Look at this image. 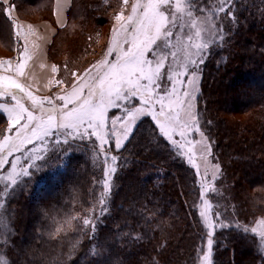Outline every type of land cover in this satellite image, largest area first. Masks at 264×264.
I'll return each instance as SVG.
<instances>
[{
    "label": "trees",
    "instance_id": "trees-1",
    "mask_svg": "<svg viewBox=\"0 0 264 264\" xmlns=\"http://www.w3.org/2000/svg\"><path fill=\"white\" fill-rule=\"evenodd\" d=\"M52 3L9 4L17 19L37 23L53 21ZM107 3L70 0L65 25L56 33L73 30L74 23L83 29V38L92 35L105 23ZM232 13L238 23H229L225 42L217 41L205 54L195 109L210 138L209 160L221 166L204 199L212 205V219L220 214L232 224L216 230L211 261L262 264L259 235L238 230L235 223L253 227L264 219V0H235ZM88 25L94 28L86 30ZM53 49L52 36L46 50ZM19 50L12 21L0 13V59ZM6 126L0 114V140ZM65 153L62 169L44 175L42 188L26 186L31 195L16 200L20 191L15 187L0 199V240L7 241L0 244V255L7 264H202L206 240L198 225L200 209L193 207L194 202L203 204L201 183L149 117L136 125L114 164L98 153V169L92 168L78 146ZM113 166L117 171L111 174L107 211L102 214L103 171ZM92 207L96 211L89 214ZM85 218L94 220L95 232L84 225Z\"/></svg>",
    "mask_w": 264,
    "mask_h": 264
},
{
    "label": "snow or ice",
    "instance_id": "snow-or-ice-1",
    "mask_svg": "<svg viewBox=\"0 0 264 264\" xmlns=\"http://www.w3.org/2000/svg\"><path fill=\"white\" fill-rule=\"evenodd\" d=\"M128 4L129 0H123L125 10L114 15V40L107 47L105 58L99 61V65H93L95 71L86 70L84 76L78 77L72 84L71 91L66 89L65 95L55 97L63 104H57L49 97L40 98L37 104L38 98L27 90L26 84L11 75H0V97H11L15 102L14 105L0 103V114L7 113L8 131L15 133L13 136L3 135L0 140V170L6 171L0 180L7 181L0 189V198L8 197L10 190L14 191L20 183V177L31 175V169H40L38 162L45 161L47 147L45 154H41L39 146L46 145L50 138L54 146L66 145L63 150L67 152L74 141L94 137L99 142L95 147L106 157L111 156L114 164L118 157L111 155L104 145L115 138V148L121 149L123 141L128 140L133 125L141 117H151L155 128L171 144L175 154L186 158L192 167L198 169L196 149L200 153V163L205 165V175L210 165L211 179H219L221 166L209 160L212 156L210 138L201 129L195 109L199 92L198 73L205 63L204 54L210 51V45L217 42L216 37H219V42H225L228 34L223 27L225 22L238 23L230 7L232 0H208L203 7L198 5L197 0H134L130 13L126 15ZM11 11L9 0H2L0 13L12 19ZM229 16L233 18L228 20ZM13 26L19 27L15 22ZM19 36L20 32H17ZM28 51L24 46L14 66L10 61L3 60L0 61V68L5 72L14 71L17 77L25 76L27 60L31 59ZM181 52L183 59L178 62ZM169 56L171 60H168ZM5 65L9 67L5 68ZM51 71L55 73L58 69L52 66ZM72 75L78 76L77 73ZM55 83L62 84L64 81L56 79ZM18 92L24 93L34 109H39V115L24 106L23 97L18 99ZM45 102L50 105L49 108L44 107ZM109 109L118 110L120 115L110 114ZM109 119L110 127L107 124ZM192 133L200 139L190 138ZM26 145L33 147L27 148ZM9 157L14 158L9 160ZM21 160L25 163L21 164ZM9 164L10 169H5V165ZM116 171L114 166L103 171L101 183L104 191L99 203L104 207L101 212L107 211L105 197L111 186V174ZM208 183L201 184L200 199L203 204L193 203L194 208L200 209L198 225H202L201 234L206 240L207 250H201L202 264H212V252L217 244L216 230L232 226L225 223L220 214L215 220L211 218L212 205L204 199ZM0 207H3L2 203ZM83 223L95 232L94 220L85 218ZM259 223L264 225V221ZM235 228L258 234L264 255V231L258 232L256 227L238 221ZM4 243L7 241L0 240V244ZM0 264H7L3 255H0Z\"/></svg>",
    "mask_w": 264,
    "mask_h": 264
},
{
    "label": "rangeland",
    "instance_id": "rangeland-1",
    "mask_svg": "<svg viewBox=\"0 0 264 264\" xmlns=\"http://www.w3.org/2000/svg\"><path fill=\"white\" fill-rule=\"evenodd\" d=\"M111 1V2H110ZM108 0L107 7V13L104 14L103 20L105 23H102L100 28L91 34H86L85 38H83V29L81 26L79 27L78 25L70 24L73 30L69 32H62V33H56L57 27L52 26L53 28V34L52 36L54 37V46L55 50H45V52L48 55H51L53 59L55 60V65L59 71L56 73V77L50 86L47 94L45 96L39 97L37 99V104L40 103V98L43 97H49L52 98L53 101L57 104H63V101H56L55 97L56 96H61L65 95L66 92L65 90L67 89L68 91H71V86L74 82L77 81L78 77L82 78L88 69H93V65H99V61L105 58V53L107 52V47L109 44H111L114 40V34H113V28L116 25V22L114 20V15L119 12L125 10V6L123 5V0ZM234 1L232 0V4L230 5L231 8L234 6ZM134 0H129V4L126 6L127 10L125 11V14L130 13L131 9V3H133ZM197 3L199 6L203 7L205 3H208V0H197ZM106 4V3H105ZM195 14V13H194ZM223 15V14H221ZM39 18V16H37ZM228 20H231V17H228ZM47 22L46 18L43 19V21H38L37 23H43ZM54 23V22H50ZM229 23L225 22L223 27L225 28ZM90 27H86L89 30H92L94 27L92 25H88ZM69 28V29H70ZM187 31V29H185ZM89 38V39H88ZM216 41H219V37L215 38ZM211 46V45H210ZM175 51V50H173ZM80 52V54H78ZM207 52H205L206 54ZM204 54V55H205ZM0 55H4L0 53ZM109 59H114V57H109ZM183 59V53L178 54V62H182ZM168 60H171V56H169ZM167 63V61H166ZM95 71V69H93ZM72 73H77L78 76L74 77ZM199 75V83H200V73ZM60 79L64 81L62 84H56L55 80ZM198 83V87H199ZM163 94V93H161ZM7 99H11V97H7ZM138 103V101H135ZM23 104L26 108L29 110L34 111L37 115H39V109H34L32 107V103H27L26 101H23ZM45 108H49L50 105L45 102L44 103ZM110 114H115L117 116L120 115V112L116 109H109ZM46 118V117H45ZM144 117H141L140 120L136 123V125L143 119ZM151 119V117H149ZM108 126H111V120L109 119L107 122ZM7 127V126H6ZM136 127V126H135ZM8 129V128H7ZM135 129V128H134ZM14 132V131H13ZM11 132L5 131V135H10ZM15 134V133H14ZM175 139H179V137H174ZM190 138L193 139H200V137L196 133H192V136ZM3 139V138H2ZM1 139V140H2ZM63 137H61V140ZM98 141H92V140H85V141H74L73 146H78V148H81L83 152H85L84 157H85V162L88 164V166L92 168H97V155L99 152V149L95 147L96 144H98ZM171 145V144H170ZM72 146V147H73ZM25 147L27 148H32L33 145H26ZM47 147V153H46V159L45 161L38 162L41 164V167L39 170L36 169H31V175L27 177H20V183L18 186H16V192L20 191L18 193V196L16 197V200L23 195H27L30 193V190H32L35 185L42 186L44 185L42 183L44 179V175H49L51 177L55 172H58L62 169V166L64 164V160L67 159L66 153L64 154V148L67 147L64 145L63 147L61 146H54L52 143L51 138L46 142V145H40L39 150L41 151V154L44 153V149ZM107 149H109L111 155H115L116 152H119L121 150H117L114 146V141L113 139L109 141V143L106 145ZM172 147V146H171ZM198 147V146H197ZM173 148V147H172ZM186 150V149H185ZM194 153L196 156V162L198 164V169L192 167L186 158H181L182 160L186 161L188 166L193 169L195 174L197 175L200 183H205L212 181L211 176H212V168L209 165L207 169V175H205V165L203 163H200L199 157L200 153L194 149ZM14 155H20V153H15ZM104 155V154H103ZM111 157V156H109ZM14 157H9V160H12ZM21 164L25 163L23 160L20 161ZM10 164L5 165V169H10ZM6 175L5 170H0V177H4ZM103 181V180H101ZM7 181H2L0 180V188H3V184ZM103 186V183H101ZM29 187V193L27 190H25V187ZM26 187V189H27ZM111 187V186H110ZM104 191V190H103ZM31 194H29L30 196ZM1 200L4 199V197L0 198ZM33 202V201H32ZM1 210V208H0ZM95 208H91L89 210V214H93L95 212ZM103 212L102 214H105ZM260 221H264V219L257 220V222L254 224L253 227H256L258 232L259 231H264V225L260 224ZM260 240V237H259ZM261 243V240H260Z\"/></svg>",
    "mask_w": 264,
    "mask_h": 264
},
{
    "label": "crops",
    "instance_id": "crops-1",
    "mask_svg": "<svg viewBox=\"0 0 264 264\" xmlns=\"http://www.w3.org/2000/svg\"><path fill=\"white\" fill-rule=\"evenodd\" d=\"M2 3V0H0ZM70 0H53L52 3V18L54 23L43 22V23H29L25 21H21L17 19L11 11L10 19L15 22L19 27H14L15 34L20 32L19 42H20V50L23 51V47L26 46L28 48V56L31 59L27 60V66L25 68V76L17 77L15 72H5L4 69L0 68V75H11L18 80V82L22 84H26L28 86L27 90L30 91L33 95H35L38 99L39 97L45 96L52 85L56 73L51 71L52 66H56L53 62H50L46 56V46L50 42L53 34V28L63 27L66 22V11L69 7ZM10 3V0H9ZM7 7V5H5ZM8 16V15H7ZM9 18V16H8ZM52 26H51V25ZM19 52L16 56L10 57L7 59H0V61L8 60L10 64L14 66L18 60ZM5 68L9 67L8 65L4 66ZM51 81V83H50ZM23 97V101L27 103H32L27 97L24 96V93L18 92V99ZM9 103L10 105H14V101L11 99H7V97H0V103ZM5 122L7 124V113L1 114ZM138 122V121H137ZM136 122V123H137ZM136 124L133 125V129L129 134V138L134 131ZM119 127V125H118ZM128 138V139H129ZM114 146H115V138H113ZM128 140L123 141V147ZM122 147V148H123ZM121 148V149H122ZM119 149V150H121Z\"/></svg>",
    "mask_w": 264,
    "mask_h": 264
}]
</instances>
